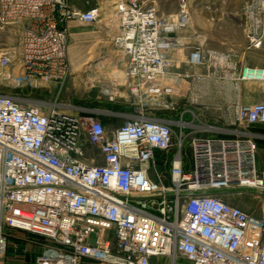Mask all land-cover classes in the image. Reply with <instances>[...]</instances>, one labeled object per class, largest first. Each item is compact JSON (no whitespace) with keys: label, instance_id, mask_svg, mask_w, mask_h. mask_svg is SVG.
Wrapping results in <instances>:
<instances>
[{"label":"built area","instance_id":"2783aa9c","mask_svg":"<svg viewBox=\"0 0 264 264\" xmlns=\"http://www.w3.org/2000/svg\"><path fill=\"white\" fill-rule=\"evenodd\" d=\"M115 6L123 88L137 100L149 79L175 67L179 36L193 24V0H180L176 15L141 0ZM102 14L99 6L82 11L70 0H0V34L15 28L20 36L17 53L0 48V264L12 232L46 240L63 264H264V220L223 198L264 194L259 145L250 132L192 136L189 163L185 122L141 114L108 131L90 118L84 130L69 111L1 89L24 78L63 86L69 24H96ZM262 14L264 0H249L242 22L248 49L264 40ZM231 57L198 41L188 64L229 67ZM253 76L264 77V68L244 65L237 80L264 82ZM103 88L114 100L116 87ZM237 120L264 126V103L239 105ZM88 146L95 149L90 155Z\"/></svg>","mask_w":264,"mask_h":264},{"label":"rangeland","instance_id":"374dc122","mask_svg":"<svg viewBox=\"0 0 264 264\" xmlns=\"http://www.w3.org/2000/svg\"><path fill=\"white\" fill-rule=\"evenodd\" d=\"M72 1L78 6L88 1L94 2L84 11L100 6L103 14L100 22L96 24L75 23L74 30H69V67L64 85L57 86L54 83L44 82L35 85L24 78L22 83L1 87L3 91L16 97H25L69 111L70 114L77 116L84 130L88 129L90 118L99 119L108 130L118 129L132 116L141 114L145 117L166 119L176 126L178 122H185L190 125V129L187 131L188 140L182 144V151L189 163L191 162L189 140L192 136H236L242 132H250L259 145L258 163L264 175V133H262L264 126L245 127L237 120L239 105L264 103V82L237 80L244 65L264 68V40L257 47L248 49L249 42L242 24L244 8L249 0H193L191 10L193 24L188 31L179 36L180 42L182 45L194 47L198 41H201L210 51L231 54L229 67H221L215 61H210L203 67H191L186 55L181 51L182 47L173 55L175 67L172 71L165 76L149 79L148 84L144 86V95L137 100L129 99V94L123 88L127 82L124 74L125 63L117 58L113 42L119 32L115 0ZM215 1L239 2L242 11L238 12L240 14L241 11L242 14L239 17L236 14L237 10L229 5V7L217 6L211 9H203L201 6L203 2L206 6V3L211 4ZM152 2L163 15L178 14L180 0H150L148 3L152 5ZM235 16L240 19L239 32L236 29L237 25L234 24ZM259 18L264 31V14ZM205 32L211 37L207 38ZM200 35L202 37L199 38ZM19 42L18 29L11 28L0 34V48L7 52L17 53ZM181 62H185L191 72L181 68L179 71ZM15 72L21 75L18 70ZM192 75L208 77L210 86L201 91L208 92L204 97L211 100H202V94L198 93L191 84ZM107 85L116 87L113 92L114 100H110V97L104 93L103 87ZM223 86L226 90L222 88ZM221 92L228 100H220ZM234 94L238 97L237 100H232ZM176 126L174 127L175 145L179 144L180 140ZM86 150L90 155L95 149L88 146ZM223 195L226 203L242 208L254 219L264 220V194L246 191L243 194L229 192ZM11 234L3 264H63L58 254L54 252L53 246L46 240L20 232Z\"/></svg>","mask_w":264,"mask_h":264},{"label":"crops","instance_id":"0c3cea01","mask_svg":"<svg viewBox=\"0 0 264 264\" xmlns=\"http://www.w3.org/2000/svg\"><path fill=\"white\" fill-rule=\"evenodd\" d=\"M142 1H144V2H150V0H142ZM70 2H71V4L72 5H74L76 8H78L79 10H82V11H84L89 5H91L92 3H94V2H86V4L85 3H83L82 5H77V4H74V2L72 1V0H70ZM100 1H98V3H99ZM109 2H111V1H109ZM88 4V5H87ZM205 4H204V2H203V4L201 3V6H202V8L203 9H211V8H217V6H220V7H227L228 5L232 8V9H236L237 10V15H239V17H240V15L242 14L241 13V11H242V7H241V5H240V3L239 2H224V1H215V2H213V3H211V4H208V3H206V6H204ZM225 5V6H224ZM228 6V7H229ZM95 7H97V6H95ZM100 7V6H99ZM89 8V7H88ZM91 8H93V7H91ZM90 8V9H91ZM239 10H241L240 11V14H239ZM213 20H214V18H213ZM220 20V19H219ZM240 19H238L237 18V16H235L234 17V24L235 25H237L236 27V29H238L237 31L239 32V21ZM75 23H77V22H71L70 24H69V30L70 31H72V30H74V28L76 27L75 26ZM206 33V32H205ZM206 36H208L207 38H210L211 37V35L207 32L206 34H205ZM182 47H183V49L181 50L182 51V53H184L185 55H186V57H187V59H189V57H190V55H191V53L194 51V48H195V46L193 47V46H186L185 44L184 45H182ZM186 52L188 53V54H186ZM231 55V54H230ZM180 68L182 69V70H185L186 72H189L190 70H188V68H187V64L185 63V62H181V65L178 67V69H179V71H180ZM191 72V71H190ZM192 72L194 73V70H192ZM195 74V73H194ZM191 77V84L193 85V86H195V89L198 91V93H201L202 94V100H211V99H206L204 96H206V94L208 93V92H205V91H201V90H205L206 88H208L209 86H210V82H208L207 81V79H208V77L207 76H190ZM222 88H224L225 89V86H223ZM226 90V89H225ZM219 96H220V100H228L227 98H226V96L225 95H222V92L219 94ZM238 99V97L236 96V94H234V97H232V100H237ZM241 100H243L242 99V97H241ZM264 102V101H263ZM245 104V103H244ZM247 104H252V103H247ZM108 113H110L111 114V112L110 111H108ZM107 130H108V128H107ZM114 130H116V129H110V130H108V131H114ZM263 132L262 133H264V130H262ZM98 163H99V165H102L103 164V160L100 158L99 159V161H98Z\"/></svg>","mask_w":264,"mask_h":264},{"label":"bare ground","instance_id":"6f19581e","mask_svg":"<svg viewBox=\"0 0 264 264\" xmlns=\"http://www.w3.org/2000/svg\"><path fill=\"white\" fill-rule=\"evenodd\" d=\"M112 65V64H111ZM99 70V69H98ZM17 75V73H15ZM99 76V75H98ZM254 80H261L264 81V77H258V76H253L252 77Z\"/></svg>","mask_w":264,"mask_h":264},{"label":"water","instance_id":"95a60500","mask_svg":"<svg viewBox=\"0 0 264 264\" xmlns=\"http://www.w3.org/2000/svg\"><path fill=\"white\" fill-rule=\"evenodd\" d=\"M260 193V192H259Z\"/></svg>","mask_w":264,"mask_h":264}]
</instances>
